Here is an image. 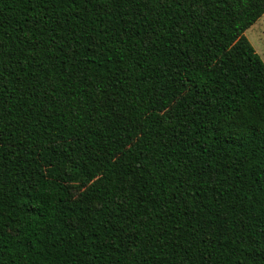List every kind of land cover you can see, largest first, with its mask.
Instances as JSON below:
<instances>
[{
	"label": "trees",
	"instance_id": "16d2710c",
	"mask_svg": "<svg viewBox=\"0 0 264 264\" xmlns=\"http://www.w3.org/2000/svg\"><path fill=\"white\" fill-rule=\"evenodd\" d=\"M264 0H0V264H264Z\"/></svg>",
	"mask_w": 264,
	"mask_h": 264
},
{
	"label": "rangeland",
	"instance_id": "374dc122",
	"mask_svg": "<svg viewBox=\"0 0 264 264\" xmlns=\"http://www.w3.org/2000/svg\"><path fill=\"white\" fill-rule=\"evenodd\" d=\"M246 37L264 61V16L246 32Z\"/></svg>",
	"mask_w": 264,
	"mask_h": 264
}]
</instances>
